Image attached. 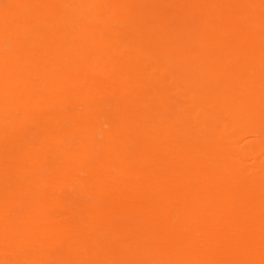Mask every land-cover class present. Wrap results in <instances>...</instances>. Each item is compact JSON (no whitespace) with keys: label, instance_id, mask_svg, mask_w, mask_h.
<instances>
[{"label":"bare ground","instance_id":"bare-ground-1","mask_svg":"<svg viewBox=\"0 0 264 264\" xmlns=\"http://www.w3.org/2000/svg\"><path fill=\"white\" fill-rule=\"evenodd\" d=\"M0 264H264V0H0Z\"/></svg>","mask_w":264,"mask_h":264}]
</instances>
